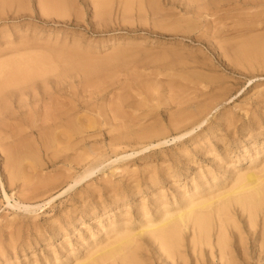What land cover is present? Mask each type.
I'll list each match as a JSON object with an SVG mask.
<instances>
[{
	"label": "rangeland",
	"instance_id": "374dc122",
	"mask_svg": "<svg viewBox=\"0 0 264 264\" xmlns=\"http://www.w3.org/2000/svg\"><path fill=\"white\" fill-rule=\"evenodd\" d=\"M7 2L1 61L49 64L0 92V264H80L113 227L157 226L263 169L264 0ZM51 115L69 123L48 130ZM240 207L234 264H264V217ZM211 215V244L191 223L178 254L142 233L140 264H221Z\"/></svg>",
	"mask_w": 264,
	"mask_h": 264
},
{
	"label": "bare ground",
	"instance_id": "6f19581e",
	"mask_svg": "<svg viewBox=\"0 0 264 264\" xmlns=\"http://www.w3.org/2000/svg\"><path fill=\"white\" fill-rule=\"evenodd\" d=\"M125 1L127 2L128 6L131 5L130 3H134V2H138V3L141 2L142 3V0H125ZM148 2H149V0H148ZM149 3L152 4L153 2H149ZM7 4H8L7 0H0L1 13L4 12V8H5V6H7ZM125 7H127V6H125ZM145 14H146V12H145ZM15 54H16L15 57L8 59L6 61H1V58L3 55L0 54V92L6 91V90H8L10 88H14V87L18 88L21 85H23L24 83L31 84L29 80H32L33 78H35V75H37L38 72L40 71L39 68H41L45 71L47 70V68L44 67L42 64L45 61H43V60L39 61L38 60V62H40V63L37 64L35 62L36 59L34 57H33V59H35V61L32 58L25 59V57L27 58V55H25V57H21V55L18 56V54H20V51L14 53V55ZM28 56H30V55H28ZM45 63L47 65L49 64L47 62H45ZM40 64H42V65H40ZM52 67H53V65L52 66L50 65L49 68L52 69ZM44 68H46V69H44ZM51 69H50V72H51ZM54 71H55V69H54ZM41 72H42V70H41ZM38 75H40V73ZM56 98H58V97L55 96L54 101ZM45 107H47V106H45ZM67 121H69V120L64 115H61V116L51 115L48 117V121H47L45 128L48 130H52L54 132L61 125L62 126L65 125V123ZM203 122H202V124H203ZM67 123H69V122H67ZM200 125L201 124L199 123V126ZM194 129L195 128L187 129L186 132H184L180 135H177L175 137H172L173 139H171V140H173V142H174V140H181L185 136L193 133ZM77 132L78 131H75V133H77ZM160 140L161 141L159 144H161V145L168 143L170 141L168 139V137H166V136H164ZM159 144L155 145V147L158 146ZM151 147H154V146L151 145ZM158 147H160V146H158ZM148 148L149 147H145L139 151L143 152V151H146V149H148ZM127 156H128V154H127ZM13 160L15 161V158ZM238 165H239L238 163L235 164V166H238ZM12 166H13V164H12ZM12 171L13 170H11L9 172L10 175H12L11 174ZM92 173H93V171L89 172V174H87V173L85 175L83 174L82 175L83 177L79 178V180L78 179L74 180V183H75V181H76L75 184L81 183V181L83 179L87 178L88 176L90 177L92 175ZM74 185L69 186V188H73ZM210 198L208 201L205 199L206 200L205 202L200 201V203H198L197 205L194 203H191V205H189L187 207V209H185L183 211H179L175 215L168 216V214H166L159 225L154 226V227L152 225L149 228L144 229L142 231L139 230L140 232H138V233H133L131 230L127 229V227H125V226L123 228L122 227H116V226L113 227L112 233L114 234V236L111 237V240L109 242L107 241L108 243L106 245H104L102 247H98L96 250L89 253V255H87L86 259L80 264H140L141 262H139V259H138V252L140 249V245H139V241H138L137 237L138 238L141 237L140 235L144 232L151 233L152 237L155 239V242H156V240L159 241V243L162 244V247H165L167 249L166 252H170L171 254L174 255V253L175 254L177 253L176 251H177V249H179V246L182 245L181 240H182L184 228H186L187 226H190L191 223H192L191 228H194L199 233L198 236L200 237V239L206 240V242H208L206 244H209L210 243V232H211V230H210L211 226H210L209 222H210V220H213L211 214H214L218 218V220H217L219 223L218 226H220L218 228L220 230L219 231L220 234H219V238H218L216 247L219 249V253H220L219 256H220L221 264H234V260H233V256H232L233 253L231 252V250L229 248V244H228V240H227L228 223L230 222L232 224V220L230 218L232 206H233V204H234V206L241 205L240 208L242 209V212H244V213L247 212V215L249 213L250 218H251V216H253V218H251V219H254L255 216H257L259 214H262L264 217V167L261 171H259L257 173L248 172L245 175L239 176L236 180V183L234 184V186H232L230 188V190L223 192L221 194L220 193L216 194V196H214V198L213 197L211 198L212 200ZM31 208L32 209H36V208L38 209V206H35V207L28 206L27 207V209H31ZM101 219H103V218L101 217ZM110 221H111L112 225L115 224L114 219H110ZM212 223L213 222H211V225H212ZM147 225H149V224H147ZM187 228H189V227H187ZM260 238L263 239V243H261V246H260V250L263 252L264 251V233L260 235ZM163 250H164V248H163ZM170 253H166V254L169 255ZM168 259H170L169 256H168Z\"/></svg>",
	"mask_w": 264,
	"mask_h": 264
}]
</instances>
